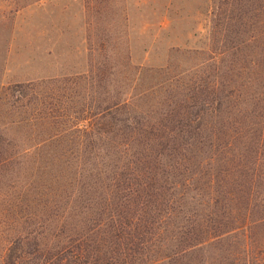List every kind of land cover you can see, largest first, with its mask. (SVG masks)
I'll list each match as a JSON object with an SVG mask.
<instances>
[{
  "label": "rangeland",
  "instance_id": "1",
  "mask_svg": "<svg viewBox=\"0 0 264 264\" xmlns=\"http://www.w3.org/2000/svg\"><path fill=\"white\" fill-rule=\"evenodd\" d=\"M233 1L0 0V223L25 224L64 264H84L83 248L98 238L100 249L87 259L94 263L110 243L83 236L106 230L110 211L100 197L73 201V185L91 167L83 166V130L92 125L95 134L116 136L136 123V133L168 135L187 121L184 129L202 136L229 133L227 70L235 61L231 82L253 96L237 110L254 104L256 113L243 115L241 130L261 122L264 99L254 97L263 75L254 66L264 54V0ZM233 8L242 18L234 12L229 27ZM215 96L221 107L209 105ZM106 112H114L115 124L134 126L102 128ZM201 122L207 128L194 129ZM262 227L251 242L238 236L203 246L190 264H249L252 256L264 264ZM4 232L0 227V264ZM169 233L136 264H165Z\"/></svg>",
  "mask_w": 264,
  "mask_h": 264
},
{
  "label": "trees",
  "instance_id": "2",
  "mask_svg": "<svg viewBox=\"0 0 264 264\" xmlns=\"http://www.w3.org/2000/svg\"><path fill=\"white\" fill-rule=\"evenodd\" d=\"M232 4L237 5L236 0ZM230 11L229 27L234 12L242 18V10H238L239 14L236 8ZM257 60L254 68L261 69L263 85L254 101L256 97L264 99V54ZM236 65L237 61L231 62L227 70L230 81L225 110L229 115L224 126L231 129L229 133L220 131L202 136L184 129L191 125L187 121H179L178 134L148 136L136 133L138 124L134 126L132 121L115 124L114 112L103 114L100 127L125 125L127 129L130 123L134 128L116 136L104 130L95 134L90 129L92 125L83 130L78 139L83 146V166L91 167L82 168L79 184L73 185L72 198L82 202L83 195H89L90 200L92 196L100 197L103 210L110 211L105 215L106 230L83 236L86 240L93 234L107 238L109 251L102 250L101 254L100 250L96 262H87L100 249L95 247L99 239L94 238L96 243L92 241L93 246L82 250L84 264H136L168 232L172 248L164 263L190 264L192 256L201 252L203 246L222 244L238 236L251 242L253 231L263 228L264 113L257 115L261 122L241 130L243 115L249 112L255 119L256 113L254 104L237 110L253 96L249 88L245 87L241 93L243 85L231 82ZM218 86V82L212 85L210 92L215 95ZM214 99L218 100L209 105L221 107V100L216 96ZM207 124L201 122L194 129L207 128ZM85 172H89L87 179ZM83 178L87 180L85 186ZM91 203L93 209L96 203L94 200ZM80 207L91 208L83 204ZM20 225L0 223L8 231L2 238L1 264H64L57 255H49L50 249L42 238L31 236L25 224ZM259 261L252 256L249 264Z\"/></svg>",
  "mask_w": 264,
  "mask_h": 264
}]
</instances>
